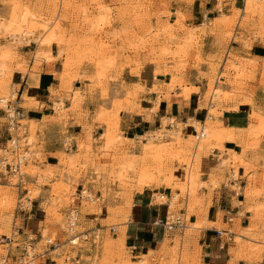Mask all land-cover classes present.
I'll use <instances>...</instances> for the list:
<instances>
[{
  "label": "rangeland",
  "instance_id": "1",
  "mask_svg": "<svg viewBox=\"0 0 264 264\" xmlns=\"http://www.w3.org/2000/svg\"><path fill=\"white\" fill-rule=\"evenodd\" d=\"M194 1L0 0V21L9 17L13 5L18 6V12H23V7H26L40 18L32 32L21 34L27 38L25 42L13 40L10 32L3 30L0 25V63H5L4 77H0L4 81L0 99L5 98V102L9 100L11 104L17 101L23 82L16 84L14 75L16 71L26 72L30 60L38 64L43 59L46 64H51L57 58L55 69L60 71L57 88L50 90L54 112L51 120L60 126L58 135L54 131L47 139L55 145L54 153L46 158L43 148L45 141L36 135V132L42 131L43 125L29 122L24 115L16 133L21 148L27 146L32 156L22 166L25 182L21 188L14 185L17 183L16 178L0 174V232L4 233H0V237L10 234L16 215L22 217V212L18 210V200L21 198V204L26 206L28 213L23 216L24 222L19 218L16 224L28 234L40 230L43 238H58L63 242L60 252H68L72 258L77 255L78 264H135L144 258L142 250L131 251L124 238L122 240L118 235L120 226L130 216L131 196L142 186L139 181L142 168H146L152 176L148 185L157 187L162 181L171 184L172 160L186 167L191 163L193 169L197 165L198 171L201 156L211 150H200L196 155L200 142L195 140L193 132L185 137L182 135L181 140L182 143L188 141L190 149L178 153L180 147L174 144L172 133L178 129L175 126L177 123H180L181 129L186 126L180 119L173 120L172 128L167 126L172 132H164L163 139L123 137L119 131V111L137 108L131 90L121 83L123 68L128 67L131 72H137L144 65L154 66V69L169 77L166 84L161 82L166 86L164 96L176 86L180 87L181 94L196 92L201 96L198 106H207L208 112L213 115L220 114L221 109L239 101L250 104V98L252 104L259 100L264 105V57L252 55L264 54V0H256L250 7H245V0H209L211 4L217 3L218 11L208 13L199 23L196 21L200 18L195 19V15V23L187 24L192 22L191 19L187 20V13L196 4ZM40 22L47 23L49 31L51 28L58 30L50 43L44 41L46 33L43 34ZM42 51H49L53 59H48ZM49 71L52 72V69ZM76 80L85 81L86 88L79 87ZM214 88L222 93L219 96L218 91L215 93L216 109L212 112L208 102ZM155 101H160V96ZM67 103L70 106L65 108ZM84 103H95V111L90 113L88 109L84 110L80 106ZM156 104L154 102L152 105L153 111ZM0 108L4 109L1 105ZM2 109L0 132L5 137L0 139V156L1 147L12 134L8 128L7 113ZM69 111L84 116L82 134L76 136L71 132L73 127L67 123ZM251 117L255 122L249 125L246 135L237 140L241 152H258L260 140H264V107H254ZM198 119L189 118L186 124L190 125ZM161 124L162 121L152 129L139 133L146 132L151 137H157L153 131L158 130ZM188 128L190 130L191 127ZM108 131L113 134L112 142L108 139ZM67 137L74 143L71 150L63 146V140ZM148 141L156 145L163 144V150L157 158L154 157L156 146L144 150L143 143ZM232 154L223 163V167L228 169L227 173L212 177L210 185L199 182L198 177L193 188L187 187L186 183L172 184L173 187L179 186L181 195H189L187 223L200 186L211 190L225 183L235 190V186L230 185L226 178L234 176L240 180V168L244 161L239 154ZM256 156L261 160L262 171L250 178L249 182L253 181V186L248 187L246 196L261 194L264 188V155ZM82 189L91 194L92 202L76 198ZM165 200V196H154L156 203ZM170 202L169 210L177 212L180 207L178 198ZM76 204L80 210L76 231H86L88 240L72 246L65 241L63 229L67 210ZM253 211L255 214L251 218V227L255 226L254 221L264 211V204H255ZM234 222L238 225L239 220ZM195 224L202 225L201 222ZM216 226L226 225L219 223ZM112 227L117 231L112 232ZM192 230L189 224L184 234L173 236L170 264H180L178 258L181 264L187 262L185 255L179 256V245L183 243L186 246L193 241ZM36 236L39 238V233ZM23 237L17 236L18 240ZM166 237V241H169L170 238ZM235 241L240 242V238L236 237ZM163 246L159 244L148 248L150 251L145 252L148 253L146 264H164L160 257ZM12 248L17 251L14 246ZM2 249L0 245V252ZM54 259L50 264H76L72 259L64 261L63 255Z\"/></svg>",
  "mask_w": 264,
  "mask_h": 264
},
{
  "label": "crops",
  "instance_id": "2",
  "mask_svg": "<svg viewBox=\"0 0 264 264\" xmlns=\"http://www.w3.org/2000/svg\"><path fill=\"white\" fill-rule=\"evenodd\" d=\"M208 1H194V4H196L189 10L187 9V20H192L187 24L195 21V15V19L200 18L196 21L199 23L207 17L208 13L218 11L216 8L217 3L211 4ZM262 48L264 49V47ZM262 54L254 53L252 55L264 57V54ZM56 62L57 58L51 64H46L43 59L38 64H35L34 60H30L26 72L16 71L14 75L16 84L23 82V87L20 94H18L19 98L15 103L23 109L28 121L32 120L38 125H43L42 131L36 132V135L45 141L43 148L46 152V158L50 157L55 149V145L50 144L47 139L52 135L50 133H54V131L58 135L60 128L57 123H53L51 120L54 117V112L50 90L57 88L59 84L58 74L60 73L59 70L55 69ZM50 69H52V72L49 71ZM168 78L165 74L156 75L154 66L151 65H144L137 72H131L128 67L123 68L120 73L121 83L131 90L134 104L137 107L133 111H119V131L123 137L131 139L136 134H140L139 132L152 129L161 121L162 117L180 119V122L184 125L189 118L198 117V121L205 118L208 110L207 106L201 108L198 106L201 98L200 94L197 95L196 92H191L188 99H186L182 96L180 87L176 86L164 96L166 86L161 82L166 84ZM76 82L82 89L86 88L87 83L85 81L76 80ZM195 87H198V85L195 84ZM158 96H160V101L156 104L157 109L153 111L152 105L156 102L155 99ZM250 99V104H239L235 110L229 108L231 104L219 111V120L222 125L233 127L234 139H224L221 142V148L215 147L208 154L202 155L198 164V181H204V183L210 185L209 182L212 177H219L227 173L228 169L223 167V163L231 158L232 152L239 154L244 161V165L240 168L241 179L238 180V184L241 185V195L236 196L234 191L225 183L211 190L206 186H200L197 189L196 201H194L186 229L189 224L201 222L202 225L192 227L194 236L192 242H189L186 246L183 243L179 245V256L185 255L187 261L185 264H264V211L254 221L255 226L251 227V218L255 214L253 211L254 205L264 204V188L261 194L245 195L248 192V187L253 186V181L249 182L250 178L262 171L261 160L256 155H264V140H260L261 146L258 152L254 150L241 152V147L237 142L240 137L246 135L249 125L255 122L251 117L254 107L257 108L259 105L264 107L256 98L255 104H252V98ZM69 106V103H67L65 108ZM80 106L84 110L88 109L90 113H93L96 109L95 103H84ZM90 120L89 117L88 121ZM83 122L84 116H78L77 112L69 111L67 123L73 127L70 130L76 136L82 134L81 125ZM187 126H183L181 129L184 137L189 133H193V129L190 128L189 130ZM3 137H5V134L0 132V139ZM171 162L173 167L171 184L162 181L156 185L157 187L143 185L141 188L136 189L131 196L132 209L130 210V216L120 226L123 229L125 244L131 251L140 249L142 253H145L148 248L164 244L161 247L162 255L160 256L164 260V264H170L173 236L182 234L178 229L166 232L161 227L155 226L154 221L163 217L168 205L171 204V199L177 198L180 207L175 213H182L186 218L189 201L188 193L181 195L179 186H172V184L179 185L184 182L186 177L185 165L176 160ZM245 168L246 172H244ZM155 194L165 196L166 200L163 203H156L154 201ZM174 194H177L175 198H173ZM236 201H238V204H236ZM21 216H15L16 223H18L19 218L22 219V222L25 221L24 215ZM228 217L232 218L230 222L227 221ZM236 220H239L238 225L234 222ZM219 223L226 226H216ZM216 230H227L229 233L227 237L218 236ZM166 236L170 238L169 241H166ZM236 237L240 238V242L235 241ZM178 262L181 264L182 261L178 258Z\"/></svg>",
  "mask_w": 264,
  "mask_h": 264
},
{
  "label": "built area",
  "instance_id": "3",
  "mask_svg": "<svg viewBox=\"0 0 264 264\" xmlns=\"http://www.w3.org/2000/svg\"><path fill=\"white\" fill-rule=\"evenodd\" d=\"M16 39L20 40V42H25L27 38L22 35L20 37H17ZM31 43L35 44L34 41H32ZM0 105L4 107L2 99H0ZM5 107L6 109L0 108V110L2 109V111H5L7 113L9 126L8 128L9 131L12 132V134H9V138L1 147L0 174L4 173L9 175L11 178H16L17 183L14 185L17 188H21L25 182L22 166L26 162L31 160L30 152L27 146L21 148L16 133L18 131V127L20 126V120L24 117V112L21 107L16 105V103L11 104L9 100L5 102ZM207 116L208 115L206 112L205 118L202 121H199L200 128L198 131H196L194 127L190 126L195 133L194 137L197 142L205 135L204 126ZM169 125L170 128H172V125ZM72 141L73 140L69 137H67L66 140H63V146L66 150L73 149L74 143ZM226 181L230 185L235 186V190H233L234 194L236 196H240L241 185L238 184V178L234 176H232L231 178L227 177ZM160 196L164 197L163 195ZM76 198L79 199V201L80 199H85L89 202L93 201L92 197H90V194L86 189L80 190ZM18 203V210L21 211L23 215L27 214L28 212L26 211V206H22L21 204V198L18 200ZM169 205L167 207L165 215L161 218H157L154 221V225L161 227L166 232L178 229L180 233L183 234L184 230L187 227L186 218L182 213H174L170 211ZM79 214V206L78 204H76L71 205L65 215L63 229V232L66 236L65 241L72 246L77 245L79 241L88 240V233L86 231H76ZM231 220V217L227 218L228 222H230ZM111 231L116 232L117 229L115 227H112ZM37 233H39V238L36 236ZM228 233L229 231L227 230H216V234L218 236L227 237ZM21 235H24V237L21 240H18L17 236L19 237ZM62 243V241L55 237L52 238L50 236H46L43 238L40 230H37V232L35 233H25L22 227H20L16 224L15 221H13L10 234L2 235L0 237V245L3 246L2 252H0V264H50L54 262V258L60 255H63L64 261H70L72 259L76 264H78L79 257L77 255L72 258L70 257L68 252H60ZM13 246L17 251H13ZM220 247H222V245H220Z\"/></svg>",
  "mask_w": 264,
  "mask_h": 264
},
{
  "label": "bare ground",
  "instance_id": "4",
  "mask_svg": "<svg viewBox=\"0 0 264 264\" xmlns=\"http://www.w3.org/2000/svg\"><path fill=\"white\" fill-rule=\"evenodd\" d=\"M254 1H256V0H245V7L253 6L255 3ZM17 9H18V6L13 5L11 8L9 17L5 21H0V25H1L2 29L5 30L6 32H10V37L14 40H16V38L18 36L20 37L22 33L23 34L24 33L29 34V32H32L33 29L36 27V23L38 22V20L40 21V18L36 17L30 11V9L23 7V12H18ZM223 16L229 17V15H226V14H223ZM39 24H41V26H42L41 29H43V34L46 33L45 34L46 36L44 37L45 43H50L51 40H53L55 38L56 34L58 33V30L55 28L54 29L51 28V31H49L50 27L48 26L47 23L40 22ZM48 31H49V33L47 34ZM42 52L45 54V56L48 59H53V56L51 55V53H49V51H48V53H47V51H42ZM4 70H5V63L1 62L0 63V77H4V75H3ZM155 74L158 75V74H164V73H161L159 70L155 69ZM221 82H224V80H222ZM0 83H1L0 84V89H1V85H2V83H4V81L0 80ZM217 91H218V93H217L218 96L221 95L222 92L219 93V89L214 88L213 93L210 94V98H209V102H208V108H209V110L211 109L212 112H214V110L216 109V101L214 98H217V97H215V95H216L215 93ZM182 95H184L186 99H188V97H189V94L187 92H184ZM2 103H3L4 109H6L5 98L2 99ZM156 103L158 104L159 101H156ZM239 104H247V103H245V102L240 103V101H239V103H234L229 108H232V110H235L238 108ZM154 107L156 110L157 106H154ZM213 114L214 113L207 112L208 116H207V119L205 120V126H204L205 135L203 136V138H201L198 141L200 143H198V144L196 143L197 144V151H198V153H196V155L200 153V150L201 151H203L204 149L212 150L215 147L221 148V142L224 139H228V140L234 139L233 127L223 126L221 121L219 120L220 114H215V115H213ZM173 120H174L173 117H162V119H161L162 124L159 126L158 130L153 131L154 135H157V137H151V135H149V134L147 135V133L145 132L143 134H136V138L147 137L149 139H152V138L153 139H163L164 134L162 132H166V131L172 132L169 128H167V126L169 124L172 125L174 122ZM29 122H34V121L31 120ZM114 122L116 123V117H114ZM179 124L180 123H177V125H175L178 129L174 130L172 135H173L174 144L177 146V148L180 147V150L178 153H182V152H187L190 149L189 148L190 143L188 141L182 143L181 140L183 139V137H182L181 128L179 127ZM185 125L187 126L186 123H185ZM172 126H174V124ZM189 126L194 127L196 131H198L200 128V124H199L198 120L197 121L194 120V122L191 123ZM112 132H113V130H112ZM191 134L192 133H189V135H191ZM112 135L113 134H111V131L107 132L108 139L111 142L114 140V137ZM194 136H195V133H194ZM164 144L168 145L169 143H164ZM143 146L145 147L144 150L146 148H153L154 146H156V150L154 151V153H155L154 157L155 158H157V156L159 155V152H161L163 150V147H162L163 144L156 145V144L151 143L149 141L143 143ZM30 156H32L31 152H30ZM131 157L135 158L137 156H131ZM129 166H131V164ZM195 168H196V170H195ZM195 168L193 169V165L191 163L188 165V167L185 166V170L187 171L186 174L188 176H187V179L185 177L186 182H182V183H186L187 187L189 186L190 188H193L192 186H194L196 184V180L198 177L197 165ZM151 177L152 176H151V174H149L147 172V169L142 168V171L139 174V181L141 182L140 184L142 186H143L142 183H144L145 185H148V182L151 179ZM201 183H204V181ZM138 188H141V187H138ZM176 196H177V194H174L173 198H175ZM90 197H91V194H90ZM191 225H192V227H199L200 226L197 224H191ZM97 229H99V228H97ZM0 233L4 234L3 232H0ZM118 235H119L120 239L123 240V229H120V233ZM148 251H150V249ZM147 255H148V253H144L143 254L144 258L140 259L135 264H146L147 261L145 260V257Z\"/></svg>",
  "mask_w": 264,
  "mask_h": 264
}]
</instances>
